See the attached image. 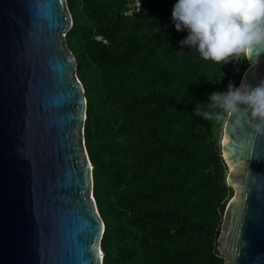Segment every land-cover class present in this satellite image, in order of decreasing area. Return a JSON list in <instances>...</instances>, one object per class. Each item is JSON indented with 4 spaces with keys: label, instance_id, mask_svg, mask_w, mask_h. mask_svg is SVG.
<instances>
[{
    "label": "trees",
    "instance_id": "16d2710c",
    "mask_svg": "<svg viewBox=\"0 0 264 264\" xmlns=\"http://www.w3.org/2000/svg\"><path fill=\"white\" fill-rule=\"evenodd\" d=\"M176 2L125 16L124 0H66L102 264H224L216 241L233 191L215 121L194 110L225 91L235 61L221 67L181 47Z\"/></svg>",
    "mask_w": 264,
    "mask_h": 264
},
{
    "label": "water",
    "instance_id": "95a60500",
    "mask_svg": "<svg viewBox=\"0 0 264 264\" xmlns=\"http://www.w3.org/2000/svg\"><path fill=\"white\" fill-rule=\"evenodd\" d=\"M71 25L66 0H0V264H102ZM248 59L258 65L238 85L264 78V49ZM220 152L235 194L216 249L226 264H264V137L237 113Z\"/></svg>",
    "mask_w": 264,
    "mask_h": 264
},
{
    "label": "clouds",
    "instance_id": "9594fccd",
    "mask_svg": "<svg viewBox=\"0 0 264 264\" xmlns=\"http://www.w3.org/2000/svg\"><path fill=\"white\" fill-rule=\"evenodd\" d=\"M171 19L177 32L187 31L181 47L195 49L203 61L221 67L247 59L254 49H264V0H177ZM195 115L206 121L227 122L244 113L253 132L264 137V78L254 86L228 84L227 91L213 92L208 102L197 103ZM236 132L232 126L225 132Z\"/></svg>",
    "mask_w": 264,
    "mask_h": 264
},
{
    "label": "rangeland",
    "instance_id": "374dc122",
    "mask_svg": "<svg viewBox=\"0 0 264 264\" xmlns=\"http://www.w3.org/2000/svg\"><path fill=\"white\" fill-rule=\"evenodd\" d=\"M249 63L250 62H249L248 58L247 59H241V60L237 61L236 64H235V66H234V70H233V72H232V74L230 76V79H229L228 84L229 83H232L234 85L235 84V81L237 80L238 75H241L240 77H242V75H243L244 71H246L247 67H250L251 66V65L248 66ZM256 65H258V63ZM228 84H227V87H228ZM227 87H226L225 91H227ZM223 125H224V122L223 121H221V122H216L215 121V124H214V127H213L214 135L218 139V143H219L220 146H221V132H222ZM225 166H226V175H225L226 176V179H225V183L227 184L226 180H227V176H228V174L230 172V169L228 168V165L226 163H225ZM230 188L233 191L232 197H234L235 190L232 187H230ZM223 258H224V264H226V258H225V256Z\"/></svg>",
    "mask_w": 264,
    "mask_h": 264
},
{
    "label": "built area",
    "instance_id": "2783aa9c",
    "mask_svg": "<svg viewBox=\"0 0 264 264\" xmlns=\"http://www.w3.org/2000/svg\"><path fill=\"white\" fill-rule=\"evenodd\" d=\"M125 4L123 7V14L125 16H132L139 13L143 4L153 1V0H124ZM96 39L100 40V37H96ZM237 61H235L236 64Z\"/></svg>",
    "mask_w": 264,
    "mask_h": 264
},
{
    "label": "bare ground",
    "instance_id": "6f19581e",
    "mask_svg": "<svg viewBox=\"0 0 264 264\" xmlns=\"http://www.w3.org/2000/svg\"><path fill=\"white\" fill-rule=\"evenodd\" d=\"M248 60H249V59H248ZM249 62H250V61H249ZM250 65H251V66H256V64H252L251 62H250ZM251 66H250V67H251ZM250 67H249V68H250ZM249 68H248V69H249ZM248 69H247V70H248ZM247 70H246V71H247ZM246 71H245V73H246ZM245 73H244V74H245ZM242 79H243V78H242ZM241 82H242V80H241ZM241 82H240V83H241ZM222 141H223V140H222ZM223 143H224V141H223Z\"/></svg>",
    "mask_w": 264,
    "mask_h": 264
}]
</instances>
